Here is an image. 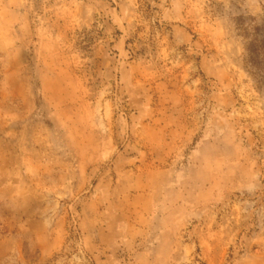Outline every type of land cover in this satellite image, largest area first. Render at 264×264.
<instances>
[{
	"label": "rangeland",
	"instance_id": "obj_1",
	"mask_svg": "<svg viewBox=\"0 0 264 264\" xmlns=\"http://www.w3.org/2000/svg\"><path fill=\"white\" fill-rule=\"evenodd\" d=\"M252 26L264 0H0V264H264Z\"/></svg>",
	"mask_w": 264,
	"mask_h": 264
},
{
	"label": "trees",
	"instance_id": "obj_2",
	"mask_svg": "<svg viewBox=\"0 0 264 264\" xmlns=\"http://www.w3.org/2000/svg\"><path fill=\"white\" fill-rule=\"evenodd\" d=\"M243 24V23H242ZM248 37L247 61L260 81L264 80V30L260 26L245 28Z\"/></svg>",
	"mask_w": 264,
	"mask_h": 264
}]
</instances>
